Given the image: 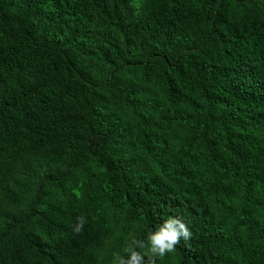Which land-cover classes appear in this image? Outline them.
Segmentation results:
<instances>
[{
    "label": "trees",
    "instance_id": "trees-1",
    "mask_svg": "<svg viewBox=\"0 0 264 264\" xmlns=\"http://www.w3.org/2000/svg\"><path fill=\"white\" fill-rule=\"evenodd\" d=\"M169 216L157 264H264V0H0V264H112Z\"/></svg>",
    "mask_w": 264,
    "mask_h": 264
},
{
    "label": "clouds",
    "instance_id": "clouds-1",
    "mask_svg": "<svg viewBox=\"0 0 264 264\" xmlns=\"http://www.w3.org/2000/svg\"><path fill=\"white\" fill-rule=\"evenodd\" d=\"M86 222V217H77L74 232H82ZM191 236L192 232L183 217L169 216L148 233L146 241L133 238L124 249L126 255L114 254L112 264H157V258L162 260L175 251L181 239L188 241Z\"/></svg>",
    "mask_w": 264,
    "mask_h": 264
}]
</instances>
